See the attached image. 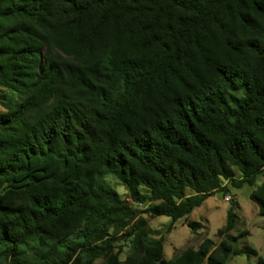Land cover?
I'll return each instance as SVG.
<instances>
[{
    "label": "trees",
    "instance_id": "16d2710c",
    "mask_svg": "<svg viewBox=\"0 0 264 264\" xmlns=\"http://www.w3.org/2000/svg\"><path fill=\"white\" fill-rule=\"evenodd\" d=\"M0 87V264H264L233 197L170 260L140 213L170 229L260 173L264 217V0H0Z\"/></svg>",
    "mask_w": 264,
    "mask_h": 264
},
{
    "label": "rangeland",
    "instance_id": "374dc122",
    "mask_svg": "<svg viewBox=\"0 0 264 264\" xmlns=\"http://www.w3.org/2000/svg\"><path fill=\"white\" fill-rule=\"evenodd\" d=\"M8 94V90L0 87V94ZM3 105L0 103V111ZM262 174L258 173L253 184H242L233 186L228 184L227 191L215 190L206 196L198 205L194 206L187 214L177 218L170 229H166L169 217L166 215H150L140 212L148 221L152 228L150 236L162 235V257L170 260L173 256L187 246H195L199 239L207 236L212 240V245L218 243L221 235L217 233L218 228H222L226 222V211L232 205V201L224 200L223 194H228L235 199L233 211L236 214L235 225L229 231L234 234L238 231L245 233L235 240L238 247L250 246L255 249L256 254L264 258V217L257 213L256 204L249 198V193L260 182ZM108 183L120 194V196L130 201L125 187L110 175L106 176ZM186 192L190 188L186 187ZM134 204V203H133ZM140 210L144 205L135 204ZM187 221H198L199 226L192 229ZM124 249L126 247H123ZM121 257L123 254L120 255ZM201 264H205L202 262ZM226 264H255V256L244 252L231 254L226 260Z\"/></svg>",
    "mask_w": 264,
    "mask_h": 264
},
{
    "label": "built area",
    "instance_id": "2783aa9c",
    "mask_svg": "<svg viewBox=\"0 0 264 264\" xmlns=\"http://www.w3.org/2000/svg\"><path fill=\"white\" fill-rule=\"evenodd\" d=\"M231 197L228 194H223V199L224 200H229Z\"/></svg>",
    "mask_w": 264,
    "mask_h": 264
}]
</instances>
